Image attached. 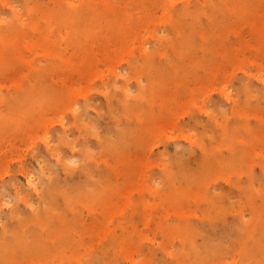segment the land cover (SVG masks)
<instances>
[{
    "label": "rangeland",
    "instance_id": "1",
    "mask_svg": "<svg viewBox=\"0 0 264 264\" xmlns=\"http://www.w3.org/2000/svg\"><path fill=\"white\" fill-rule=\"evenodd\" d=\"M99 2H107L110 9L124 7L159 21L150 26L129 23L128 46L133 54L99 55L96 67L101 78L81 63L78 70H69V62L74 60L77 67L75 59L81 57L71 55L78 45L92 42L98 32L107 36L112 31L89 7L90 3L100 7ZM28 5L32 13L27 11ZM10 6L22 12L24 22L44 14L47 23L39 22L37 28L46 26L51 47L50 55H0V114L17 121L0 128V198L7 202L0 206V264L11 263L13 256L12 263L16 264L18 259L7 252L14 238L2 228L8 209L17 204L12 184L17 183L21 194L31 193L29 204L38 207L39 196L32 192L27 176L41 191L42 170L50 169L47 160H56L50 147L59 156L80 161L84 145L93 155L85 163L95 171L89 169L87 175L77 169L72 176L62 177L71 189L74 179L86 181L93 176V182L86 183L93 199L78 196L82 199L77 203L80 214L76 210L74 219L72 212L65 214L71 226L67 236L70 242L65 246L75 243L76 247L66 246L63 255L59 254L63 245H57L58 250L52 247V251L45 247L51 253L44 248L37 251L39 255L24 257L27 262L23 263L175 264L164 248H183L184 235L192 236L183 231L187 225L206 231L202 233L214 241L228 237L222 244L230 254H218L221 256H214L210 264L247 262L239 256L243 242L237 235L238 215L243 211L246 218L251 217L254 203L264 208V40L251 26L254 21L264 32V0H0V18L9 21V28L13 21ZM252 14L258 17L253 19ZM6 33L7 24L0 23V35ZM35 34L28 37L30 42L38 41ZM108 47L117 49L114 43ZM86 69L88 76L76 73ZM35 86L36 97L27 96ZM41 88L47 94L39 91L38 96ZM11 97H18L20 106L12 104ZM26 126L31 128L26 130ZM63 134L76 150L63 144ZM108 135L113 139L110 146L106 144ZM189 138L199 139L203 146H193ZM224 138L231 139L230 143L223 144ZM245 141H250L249 148ZM179 155L184 158L181 162L175 160ZM123 157H143L148 162L142 174V192L129 195L130 202L120 198L125 182L131 180L129 173V177L124 174ZM109 166L112 173L106 170ZM113 191H118L112 196L118 210L112 211L107 242L101 235L100 220L107 210V195ZM74 193H82V188ZM59 204H66L62 197ZM22 208L29 211L25 205ZM39 230L35 231L41 234V227ZM90 231L98 234V238L92 237L94 242ZM57 232L55 237L60 234ZM36 234L26 237L29 241L40 237L34 243L48 240ZM74 238L81 239L86 247L84 244L79 249ZM193 241L199 249L206 246L201 235L194 236ZM213 248L210 244V251Z\"/></svg>",
    "mask_w": 264,
    "mask_h": 264
},
{
    "label": "bare ground",
    "instance_id": "2",
    "mask_svg": "<svg viewBox=\"0 0 264 264\" xmlns=\"http://www.w3.org/2000/svg\"><path fill=\"white\" fill-rule=\"evenodd\" d=\"M24 1H30V0H24ZM123 2L124 3H129V2L130 3H136V0H129V1L123 0ZM59 4L60 3H58V5ZM99 4H100L99 5L100 7H98L96 4L90 3L89 7L92 8L94 14H95V11H97L99 13V15H100L99 18L102 19V22L105 23L107 26H109L108 31H110V29H112V31L107 36H105L102 32L101 33L98 32L96 35L92 36V40H93L92 42L89 43V40H88L87 43L78 45L79 49L76 50L71 55H81V57L77 56L75 59L77 67L74 66L75 65L74 60L69 62V70H71V71L78 70L79 64L81 63V65L83 67L84 66L88 67V70L90 72H94L97 75V77L101 78V77H103L102 73L96 67L98 65V63H100V59L98 58L99 55H128V54H133V51H130L129 46H128V41H129L130 35H131V33L128 32V27H127L129 23H131V22H135V23H139V24L143 23L147 26H150L152 23L158 24L159 21L155 20V18H153L152 16H149V15L138 16L136 14L130 13L124 7H119L117 9H110V8H108L109 4L107 2H99ZM133 5L135 7H137L136 4H133ZM10 8H11V13H12V17H13L12 18L13 21L12 20L10 21V23H11L10 28L8 26L9 21L7 22L6 19L0 18V23L1 24H7V29H8V33H6L5 35H0V55H9L11 57H15V56L26 57L27 55H32V54L50 55V52L48 51V47H51V43L49 41H47V39H49V34H48L47 29H46V26H44L42 29H39L41 27L37 28V25L39 26V22H43L45 24L47 23V19L45 18V15L44 14H38V17H36V19L33 18L30 22H24L21 20V17L23 15L22 12L18 11V9L15 6H10ZM105 9H107V11H104ZM226 10L228 11L227 8H226ZM27 11L32 13L31 12L32 10H31L29 5L27 6ZM255 17H258V14H252V18L254 19ZM100 25H101V30H102V24H100ZM251 26H252L253 31L257 35V37H259L261 40H264L263 30H261L259 26H256L254 21L251 24ZM52 28L53 27L49 23V25H48L49 32H51ZM34 33H36L35 36L38 35V37H37L38 41L37 42H30L28 37L31 34L33 35ZM109 43L116 44L117 49L116 50L110 49L108 47ZM21 59H23V58H21ZM24 62L29 63L27 60H24ZM105 63H107V62H105ZM66 69H67V65L65 64L64 70L66 71ZM76 73H78L79 75H81V73H82V75H85V76H88V74H89L87 69L85 70V72H76ZM59 82H61L63 84V86H65V82H62L61 80H59ZM35 89H36V86H35V88H32L31 90L27 91V93H26L27 96L36 97ZM39 91L47 94V92H46L47 90L41 88V89H38L36 92L38 96H39V93H38ZM77 92H78V94L81 93V91H77ZM227 97L230 99L229 95H227ZM10 101L12 104H15L18 106H20V104H21L18 97H11ZM27 107L28 106H26L25 110L27 109ZM18 108H20V107H18ZM9 123H17V121L6 118L0 114V128H3L5 126V124H9ZM17 126H19V125H17ZM245 127L248 128L249 126H245ZM29 128H31V127H29V126L25 127L26 130H28ZM222 129L226 130L225 128H222ZM249 129H250V127H249ZM14 131H17V130H14ZM227 132L228 131L226 130L225 133L227 134ZM96 133H97V129H96ZM221 134H224V133H221ZM108 136L109 137H107V139H106V144L110 146L111 145L110 140L113 141V139H111L112 136H110V135H108ZM60 139L62 140L63 144L67 145L66 147H69L73 150L77 149L75 144H72L71 142H69L66 139L65 134L61 135ZM120 139H121V137H120ZM189 139H190L189 141L191 143H193L192 144L193 146H196V147H199L201 145L203 146L202 143L200 144L199 139H197V138L196 139L195 138H189ZM222 141H223V144L226 145V144L230 143L231 139L224 138ZM249 142L250 141H245V143L247 144L246 147H248V148H249V144H250ZM46 144L48 145L49 142H47ZM102 146H103V144H102ZM50 148H51L50 151H52L51 152L52 155L56 156V160L54 163L47 160V164L49 165L50 169L48 171L42 170L43 175H44V177H43L44 180L42 183L43 184L42 190L40 191L39 188H37V186H33V180L29 176H27L28 177L27 183H28L29 187L32 188L31 190L33 193H37V195L39 196L40 204L38 207L35 205H32V204H29V198H30L31 193L25 192L24 194H21L20 189L17 186V183L12 184L16 188L15 194H16L17 204L8 209V213L5 216L7 222L4 223V226L2 228L4 229L5 232L6 231L11 232V234L14 238V239H12L13 240L12 243L8 242L9 244H13L12 246L11 245L10 246H11V248L13 247L12 249H14V251H12L11 248L8 249V246H7V252H8V250H10L12 255L14 254L15 257L18 256V259L15 260L16 264H17L18 260L20 261L21 256L23 257L22 259H24V261L21 259L22 261H20V263L22 262L21 264H25L23 262H25V260L27 259L26 258L27 256L36 255L37 251L44 250L45 247H47L48 249L51 248L49 250L52 251L53 250L52 247L55 246V247H57V250H58L59 247L57 245H59V246L63 245L62 250H59L60 252L58 251L59 254H62V255H63V252L65 253V251H67L66 246H70V247L72 246L73 247L75 245V247H76L75 243H74V245L72 244L73 242H71L72 245H66L65 246L66 243L68 244V242H70V239H68L67 236H69V234H70V231L68 229H69V227H71L69 223H68L69 226L66 223L69 221V219L67 218V216L65 214L66 213L70 214V212H72L70 214L71 215L70 217L72 219L73 218L72 215L75 213L76 210L79 213L80 210H78L79 208L77 209V206H78L77 203L79 201H81L82 199L77 198L78 196L83 197V199H86V200H90L92 197L90 192H88V190L86 189V183L93 182V176H88V180H86V181H83V180L81 181V179H74L73 183L71 184V189L68 186V183H69L68 180L62 179L63 176H66L67 178L69 176H72L74 174L73 172L77 169H81L83 173L88 171L89 169L94 170L93 168H90V166L85 163V160H88L89 158H91L93 156L89 151V147L84 145L80 149V152L83 154V157L80 159V161L77 158L68 159V158H66L65 155L59 156L56 154L54 147H50ZM109 149H110V147H109ZM107 150H108V148H107ZM203 150H204V148H203ZM205 152H206V150L203 151L204 154H205ZM145 153H146V151H145ZM255 154H257V153H255ZM239 156H240V154H239ZM143 157H145V156L143 155ZM143 157L142 158H134L131 160H127V157L126 158L123 157L124 159L121 162V163H124V167H125L124 168V174L127 177H129L127 174V173H129V175L131 176V180H129L128 183L125 182V184H127L125 187V193L120 195V198L126 199L127 202H130V200H131L129 195L132 197L136 192L137 193L142 192L141 184H142V180H145V177L143 176L145 174H143V172H144V168L146 167V165L148 163V162H146L147 157L145 158L146 161H144ZM181 158L182 157L179 155L175 158V160L176 161L178 160L177 162H181ZM182 159H184V158H182ZM243 160H244V158H243ZM209 163H212V161ZM74 165H76V166H74ZM204 165H206L207 168L209 169L208 163H205ZM76 167H80V168H76ZM112 169H113V167L109 166V168H107L106 170L109 173H112L113 172ZM203 171L205 172V170H203ZM92 174H93V172H92ZM87 175H88V173H87ZM187 178H193V176L187 175ZM168 179H170V178H168ZM173 179H174V177L172 178V181H173ZM98 180H100V179H98ZM106 181H108V180H106ZM100 182L103 183L102 181H100ZM106 185H107V183H106ZM110 186H111V184H110ZM80 188H82V193L75 194L74 190H80ZM253 189L258 190L255 185H253ZM116 192H118V191H113V193L111 195H107L108 198L106 197L107 201H105V203H107V210L104 211L103 213H101V218L103 216H104V218L102 220H100L101 218H97V220L99 219L101 224L103 225V230L101 232L102 238H104L105 239L104 241H107V242L110 241V231H109V224L108 223H110L112 211L118 210V206H117L116 202H113V200H112L113 199L112 196H114V194L116 195ZM60 197H62L64 199V202L66 203L63 206H60V204H59V198ZM92 199H93V197H92ZM5 204H7V202L4 200V198H0V206H5ZM22 205L29 207V211H24V209L22 208ZM144 206L148 207L149 204H145ZM90 209H92L91 206H90ZM251 209H252L251 217H249V218L245 217V214L243 211L239 212V215H238L240 227L237 231V235L239 237V240H241L243 242V244L239 250V256L244 257L247 260V262H244L242 264H264V224H262L263 215H264V208L261 209L260 205L254 203V206H253V208L251 206ZM91 212H93V211H91ZM29 213L31 214V216L29 215ZM23 214L25 215L24 217H23ZM94 214H95V212H94ZM73 222H76V224L78 223L77 220L73 221ZM33 225L37 226L38 228L37 227H35V228H37L38 230L41 227V229L43 231L41 233L42 235L39 234V232L35 231L37 229L32 227ZM65 225H67L68 228ZM31 227L34 229V231L31 230L32 229ZM59 229L60 230L62 229V230L59 231ZM175 229H177V228H175ZM183 229H185L183 231H186V234L192 235L193 237L196 235L197 236L201 235L206 246L203 247L202 249H199L197 247V245L194 243L192 236L187 237L186 235H184L185 241H184V247L183 248H179L175 251L174 250L172 251L169 248H164L167 250L166 254L171 259H173L175 264H210L212 262V258L214 256L221 254V253H223L225 256H228L230 254V251L226 250L222 244V243H224V239H226V241H228L227 240L228 237L224 238L223 241L221 240V242L219 240L214 241L208 235L202 233V231H204V230L199 231V227L195 228L193 225H187V226H184ZM29 230L32 233L33 232L38 233V235L36 234V236L41 235L44 239L48 238V240H46V241L44 240V244H42L41 241L37 242L40 244L33 242V240L35 242L38 241V240H36V238L39 239L40 237H36L35 239L31 238L33 240L29 241L30 238H29V240L27 238L30 235V233H29V235L27 234V232H30ZM56 230L60 233L59 235L57 234V237L54 236L56 234L55 233ZM178 230H181V229H178ZM1 232H2V230H1ZM205 232L206 231H204V233ZM32 233L30 235L31 237L33 235H35V233L33 235H32ZM46 233H47V237H44ZM53 233H54V235H53ZM26 235H27V237H26ZM97 235H98L97 233L90 231L89 232V236L91 237L90 240L92 241L94 239L92 237H97ZM49 237H51L53 239L49 240ZM2 238H3V236H2ZM4 238H5V236H4ZM69 238H71V237H69ZM74 239H76V238H74ZM40 240H43V239H40ZM71 240H73V238ZM76 240H78V241H76ZM76 240H75L76 243L80 247V248L79 247L78 248L82 249L81 247H82V245L84 246L85 243L81 239H80L81 242H79V239H76ZM94 241L95 240H93V242ZM61 242H62V244H61ZM8 243H7V245H9ZM2 244H5L4 241ZM210 244L214 245V248L211 251L209 249ZM42 245H48V246L43 247ZM51 245H53V246H51ZM41 246H42V249L40 248ZM49 246H51V247H49ZM61 246H60V248H61ZM55 247H54V249H56ZM84 247H86V244ZM108 248H109V246H108ZM75 249H76V251L79 250L77 248H75ZM87 249H88V247L86 248V250ZM1 250H2V248H1ZM45 250H46V248H45ZM5 251H6V249H5ZM5 251H4V255L7 253ZM48 251L46 250L47 254L51 253ZM127 251H128V249H127ZM2 252L3 251H1L2 258H3ZM58 252H56V253L58 254ZM39 253L37 255H39ZM81 254H78L77 256H79ZM7 255H8L7 259L9 260L10 253ZM219 256H221V255H218V257ZM5 257H7V256H5ZM13 257L10 258V261H12V262H14ZM55 258H57V257H55ZM28 259H30V257ZM4 260H6V259L4 258ZM0 261H1V258H0ZM7 262L8 261L4 262V264H6ZM12 262L11 263L8 262V263L14 264ZM26 262H27V260H26Z\"/></svg>",
    "mask_w": 264,
    "mask_h": 264
}]
</instances>
